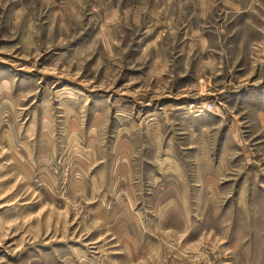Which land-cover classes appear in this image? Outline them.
I'll return each mask as SVG.
<instances>
[{"label": "rangeland", "instance_id": "1", "mask_svg": "<svg viewBox=\"0 0 264 264\" xmlns=\"http://www.w3.org/2000/svg\"><path fill=\"white\" fill-rule=\"evenodd\" d=\"M0 264H264V0H0Z\"/></svg>", "mask_w": 264, "mask_h": 264}, {"label": "crops", "instance_id": "2", "mask_svg": "<svg viewBox=\"0 0 264 264\" xmlns=\"http://www.w3.org/2000/svg\"><path fill=\"white\" fill-rule=\"evenodd\" d=\"M169 186L160 189L157 200V208L160 212L159 227H163L164 233H170L173 229L178 232L180 229L184 230V204L177 195H171Z\"/></svg>", "mask_w": 264, "mask_h": 264}]
</instances>
